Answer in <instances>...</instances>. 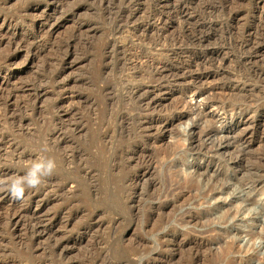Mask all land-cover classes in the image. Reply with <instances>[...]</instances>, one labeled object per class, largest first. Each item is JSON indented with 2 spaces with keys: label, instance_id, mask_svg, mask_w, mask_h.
I'll use <instances>...</instances> for the list:
<instances>
[{
  "label": "rangeland",
  "instance_id": "rangeland-1",
  "mask_svg": "<svg viewBox=\"0 0 264 264\" xmlns=\"http://www.w3.org/2000/svg\"><path fill=\"white\" fill-rule=\"evenodd\" d=\"M10 56L0 182L42 160L56 167L21 200L0 189V264H264V0H0V62ZM152 61L175 71L152 80ZM195 71L211 76L186 91ZM136 83L158 87L149 105L130 92ZM213 97L241 107L214 109L223 122L204 126L252 140L190 154L188 106L208 111ZM139 115L142 127L159 122L141 129ZM214 172L227 192L206 191ZM188 211L200 218L182 221Z\"/></svg>",
  "mask_w": 264,
  "mask_h": 264
},
{
  "label": "bare ground",
  "instance_id": "bare-ground-1",
  "mask_svg": "<svg viewBox=\"0 0 264 264\" xmlns=\"http://www.w3.org/2000/svg\"><path fill=\"white\" fill-rule=\"evenodd\" d=\"M127 0H123V3H126ZM185 5L186 3L184 1H181L178 8H177V12H181L182 10L185 9ZM127 12V5H124L122 7L119 8V14L118 17L121 19L123 17H125V14ZM120 20H117V23H115V30L120 29L119 27V22ZM149 22L145 23V27L149 28L150 25H148ZM175 41H182L183 39H174ZM61 45H58V47H60ZM108 47V46H107ZM224 49L223 46L219 45L217 48H215L214 50L211 51V55H215V58H211V61H216L217 58V54L220 53L222 50ZM15 56V55H14ZM206 57V55H203L202 60H204ZM11 59V56L8 58H4L1 62H6L8 60ZM196 62L194 63V65H196L198 68H195L197 70H201V69H205L204 67H202L201 64V60H195ZM160 62H151L149 64V69H150V76L152 77V80H156L157 77H160L159 75H162L163 72H167V74H169V72H173L175 71V69H173L172 67H170L167 64H162L161 67L159 68ZM164 69V70H161ZM177 72V71H176ZM177 74V73H176ZM211 76V73L208 71H198V72H190L189 76L187 78H190L189 81L190 83L187 84V86H184V89L190 90L191 87H193V85H195V79L198 78H205V77H209ZM57 77V73L54 75L53 78ZM230 89L233 88H237L238 85L234 84V85H230L228 86ZM228 87H224L223 91L228 90ZM158 87H153V88H146L144 87L141 83H136L134 85L130 86V92L133 94L134 97H138L139 101H144L147 102L146 105H149L150 100L152 99V94L155 95V92L157 91ZM207 88L205 90H201L200 94H204L207 93L208 91H214L213 89ZM158 92V91H157ZM38 93V92H37ZM198 97H201L200 95H198ZM205 97H202V99ZM153 100V99H152ZM221 102V105H218V103ZM207 103L204 102H196L195 104L189 105L188 107H190L192 110L194 109V111H191V113L193 112V114L196 117V121H194L189 130H188V145L186 150L190 153V154H198V155H203L204 153H208L211 150H214L215 153H217L220 149H229L231 148L234 152H240L243 149V146L248 144L250 140H252L251 138H248L249 136H247V131L242 129L239 132H236L235 134L231 135V138L228 139L229 135H227L226 133H224L223 135H219L217 132V129H214L213 126H204V124L208 121H210L211 123L215 124L217 122H219L220 124L223 122L221 121V119H217V114L215 113L216 108H220V109H225V110H231V114L233 113L234 115H236L235 113L238 112L236 111L238 107H241V104H229L226 103L224 104L220 98L216 97V98H212L211 99V109H209L208 111L206 110L205 106ZM58 108V107H57ZM227 112V111H225ZM141 114V113H139ZM242 120V117L240 115V120ZM145 121L144 116L143 115H139V122H138V127L143 129H149L152 126H155L157 122H159V119L156 117H151L147 120V126H144L143 122ZM222 126V125H220ZM156 129H160L161 125L156 126ZM167 128V126H163L162 129ZM233 128V126H232ZM230 127L229 131L232 133L233 130ZM236 128V127H234ZM149 134V133H147ZM246 143V144H244ZM146 152V150H145ZM173 164L177 165L178 162H176V160H172ZM238 162V160L236 161ZM235 162V163H236ZM234 166V165H233ZM193 167H194V173L196 175V178L201 179L202 176L206 175L204 168H202L201 165H199L198 163H193ZM211 176L213 178L214 182L208 183L207 187H206V191L208 192H214V193H218L219 191H224L227 192L229 190V186L225 185L226 182V178L224 177V173H219V172H214L211 173ZM219 185V186H218ZM2 189V188H0ZM170 192L173 194L174 198H177L178 196H181V192L178 191L176 188H172L170 189ZM254 199H246V201H249L250 203L253 202ZM196 218H200V215H198L197 213H193L191 211H188L185 216L182 218V221H190ZM243 233V231L237 230L234 235H232V240L230 242V248L233 249H239V245H238V237ZM202 243L205 244L204 241H201Z\"/></svg>",
  "mask_w": 264,
  "mask_h": 264
},
{
  "label": "clouds",
  "instance_id": "clouds-1",
  "mask_svg": "<svg viewBox=\"0 0 264 264\" xmlns=\"http://www.w3.org/2000/svg\"><path fill=\"white\" fill-rule=\"evenodd\" d=\"M56 165L51 159L42 160L31 165L25 175L11 180L8 183L0 182L2 190H7L11 197L17 200L23 199L26 189L39 187L44 178L51 176Z\"/></svg>",
  "mask_w": 264,
  "mask_h": 264
}]
</instances>
